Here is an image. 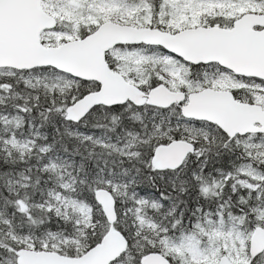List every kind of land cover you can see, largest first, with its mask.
I'll use <instances>...</instances> for the list:
<instances>
[{
	"label": "snow or ice",
	"instance_id": "obj_1",
	"mask_svg": "<svg viewBox=\"0 0 264 264\" xmlns=\"http://www.w3.org/2000/svg\"><path fill=\"white\" fill-rule=\"evenodd\" d=\"M0 264H264V0H0Z\"/></svg>",
	"mask_w": 264,
	"mask_h": 264
}]
</instances>
